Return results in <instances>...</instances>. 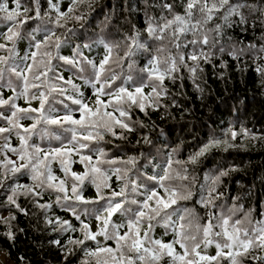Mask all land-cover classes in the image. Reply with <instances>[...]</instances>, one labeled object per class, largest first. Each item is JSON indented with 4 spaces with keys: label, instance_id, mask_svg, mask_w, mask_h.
I'll list each match as a JSON object with an SVG mask.
<instances>
[{
    "label": "snow or ice",
    "instance_id": "1",
    "mask_svg": "<svg viewBox=\"0 0 264 264\" xmlns=\"http://www.w3.org/2000/svg\"><path fill=\"white\" fill-rule=\"evenodd\" d=\"M122 2L97 30L90 26L96 0H0V22L9 25L0 31L6 53L0 55L3 235L16 240L23 229L14 223V209L28 215L24 205L30 204L54 234L48 243L64 253V264H72L77 252L80 264H264V219L240 203L250 193L226 195L224 178L239 169L206 172L195 189L197 169L214 150L264 144V134L242 122L230 124L219 135L211 130L202 146L181 158L184 141L165 150L167 142L159 139L165 131L153 136L158 125L151 118L172 116L176 102L168 82L182 87L190 79L203 96L204 66L215 69L219 60L223 78L225 56L237 63L248 57L264 87V0H127L129 12L143 11L141 27L129 17L119 21ZM249 24L259 27V44L229 35ZM113 33L122 39H111ZM24 41L28 50L21 54ZM248 67L244 60L240 70ZM74 157L84 171L72 170ZM88 186L94 196L85 195ZM197 191L206 224L195 208L180 203L192 201ZM188 216L197 219L195 231L191 221L184 223Z\"/></svg>",
    "mask_w": 264,
    "mask_h": 264
},
{
    "label": "trees",
    "instance_id": "2",
    "mask_svg": "<svg viewBox=\"0 0 264 264\" xmlns=\"http://www.w3.org/2000/svg\"><path fill=\"white\" fill-rule=\"evenodd\" d=\"M43 2L44 0H42ZM66 2L67 0H65ZM21 3H26V0H21ZM116 4L117 0H96L95 9L90 17V26L98 30L100 21L104 20V16ZM116 12L121 23L124 22L125 17H129L138 27L144 25L143 11L129 12L127 0H123ZM8 26V24L0 22V31H6ZM124 30H127L126 25ZM229 35L244 44H259L260 29L259 27L253 29L249 24L247 30L234 27L229 30ZM110 38L120 40L122 35L113 33ZM19 48L21 54L26 52L28 50L27 41L22 42ZM5 54L0 51V55ZM92 55L95 56V53H92ZM224 59L228 62L229 67L223 70L226 73L223 78L219 75L221 71L219 60L215 61L217 65L215 69L210 65L204 66L203 96L196 91L190 79L185 78L182 87L180 81H177L175 85L168 82L170 93L174 96L176 102V106L172 108V116H165L163 120L159 119L157 114H153L151 117L158 125L152 135L155 136L160 129L165 131V135L159 138L160 141L167 142L164 145L165 150H170V145L184 141L185 150L181 158H186L189 152L197 150L199 146L207 141L211 130L215 129L216 134L219 135L220 130L225 129L230 124L239 125L241 122L257 135L264 134V87L260 85L259 73L255 71L248 57L242 58L239 63L228 56H225ZM244 60L248 61L249 67L242 72L240 69L244 66ZM4 91L6 96L12 94L7 89ZM18 103L21 106H27L24 100H20ZM37 105L38 102L34 101L33 106ZM138 116L145 118L143 113H138ZM22 123L28 125L31 121L25 120ZM238 142H241L239 137ZM12 144L17 146L18 141L13 138ZM114 150L113 145L109 151ZM132 154L134 153L128 152V155ZM9 155L12 154L9 153ZM119 157L124 158V152H120ZM12 158L15 159L16 157L12 156ZM74 159L76 162L72 165V170L84 171L78 157H74ZM218 167L239 169V171L232 173L230 177L224 178L227 185L226 195L231 198L235 197L238 191L250 193V195L242 196L240 203L244 205L245 209L254 207L256 218L264 219V216H261V213L264 212V144L259 141H250L246 148L230 149L228 152L214 150L197 169L199 183L195 185V189L199 190L200 183H203L204 173L214 171ZM54 171L57 175L63 176L57 165H54ZM113 179L115 178L113 177ZM20 182L28 183L30 181L27 178H21ZM176 182L179 183V181ZM85 195L94 196L95 188L88 186ZM0 199H6L3 190H0ZM47 199L48 196H45L44 200ZM198 200L199 192L197 191V195L192 201L180 203L182 205L186 204L189 208H195L199 216L203 217L199 223L206 224L207 218L203 207L196 203ZM20 202L22 205L24 204L23 198ZM24 206L29 209L28 215L14 209L17 214L14 223L18 226V229H23L22 232L17 230V238L14 242L3 235L5 229L3 225H0V253H3L10 264H64V253L59 252L54 245L48 243L50 237L54 234L46 228L42 215L36 209H33L30 204ZM54 211L57 215L74 220L71 213H65L58 208H54ZM3 213L8 215L6 210ZM240 216H242V213H238L235 218ZM189 221H191V230L195 231L197 219L194 216H188L184 223L187 224ZM81 256L82 253L77 252L75 256L71 257L72 264H80ZM20 257H23V259H19ZM252 264H255V262L253 261Z\"/></svg>",
    "mask_w": 264,
    "mask_h": 264
},
{
    "label": "rangeland",
    "instance_id": "3",
    "mask_svg": "<svg viewBox=\"0 0 264 264\" xmlns=\"http://www.w3.org/2000/svg\"><path fill=\"white\" fill-rule=\"evenodd\" d=\"M3 215L7 216L5 213H2ZM95 227V225H94ZM210 252L214 254L215 248H211ZM0 264H10V262L6 259V257L3 255V253H0Z\"/></svg>",
    "mask_w": 264,
    "mask_h": 264
}]
</instances>
